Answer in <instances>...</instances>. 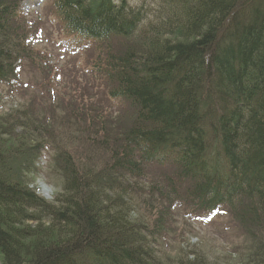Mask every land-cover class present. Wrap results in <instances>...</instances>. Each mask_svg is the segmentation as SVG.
<instances>
[{
    "label": "trees",
    "instance_id": "1",
    "mask_svg": "<svg viewBox=\"0 0 264 264\" xmlns=\"http://www.w3.org/2000/svg\"><path fill=\"white\" fill-rule=\"evenodd\" d=\"M22 1L0 0V84L9 86L27 53ZM49 1L67 35L93 42L106 100L70 106V95L62 122L88 131L108 158L96 169L56 149L62 191L48 201L10 164L29 172L47 147L37 99L0 116V264H154L147 235L165 231L175 203L196 213L227 206L251 237L241 264H264V0ZM114 100L130 121L110 134ZM143 192L164 203L151 207L154 228L134 216Z\"/></svg>",
    "mask_w": 264,
    "mask_h": 264
},
{
    "label": "rangeland",
    "instance_id": "2",
    "mask_svg": "<svg viewBox=\"0 0 264 264\" xmlns=\"http://www.w3.org/2000/svg\"><path fill=\"white\" fill-rule=\"evenodd\" d=\"M129 2L134 6L140 4V0ZM20 9L28 26L26 42L23 41L27 53L22 54L23 58L18 63L20 69L14 78L17 85L0 84V116L15 108L23 109L31 105V98L37 99L39 106L36 107V113L41 118L45 116V125H48L49 133L44 135L47 147L35 156L29 172L18 159L10 164L19 171L22 180L41 196L44 195V184L49 195L46 199L54 201L61 193L63 184L61 173L53 160L56 149L71 150L78 157H91L93 161L85 164H92L98 169L108 158L102 149L88 140V131L62 122V116L67 115L66 106L70 104V95L75 98L70 106H75L84 95H89L92 100L100 99L106 104L101 93L103 82L92 69V62L97 57L91 50L93 42L78 41L67 35L56 21L49 0H24ZM112 105L113 119L107 127L110 134H115L126 127L130 114L124 113L127 107L122 102L114 100ZM15 118L20 120L19 115L15 114ZM86 125L82 124L83 127ZM97 126L98 136L103 137L100 125ZM25 140L29 143L32 141L28 138ZM161 171L160 168L152 167L151 174L158 175ZM143 185L148 187L150 184L144 182ZM151 194L143 192L142 197L135 194L139 197L133 206L135 218L154 228L157 215H153L151 207L156 204L157 209L163 208L164 203L157 199V194L155 197ZM168 214L165 231L159 234L157 229H153L154 235H147L155 252L154 264H178L182 258L196 257L212 264H241L243 260L248 261L245 255L250 251L251 237L232 218L227 206L222 205L213 212L196 213L186 204L175 203ZM42 221L47 220L44 218ZM37 222L33 219L27 223L34 226Z\"/></svg>",
    "mask_w": 264,
    "mask_h": 264
},
{
    "label": "water",
    "instance_id": "3",
    "mask_svg": "<svg viewBox=\"0 0 264 264\" xmlns=\"http://www.w3.org/2000/svg\"><path fill=\"white\" fill-rule=\"evenodd\" d=\"M42 190H43V192H44V195L43 196H45V197H49V195H48V193H47V188H46V186L44 185V184H42Z\"/></svg>",
    "mask_w": 264,
    "mask_h": 264
},
{
    "label": "bare ground",
    "instance_id": "4",
    "mask_svg": "<svg viewBox=\"0 0 264 264\" xmlns=\"http://www.w3.org/2000/svg\"><path fill=\"white\" fill-rule=\"evenodd\" d=\"M43 197H45V196H43ZM46 198V197H45Z\"/></svg>",
    "mask_w": 264,
    "mask_h": 264
}]
</instances>
